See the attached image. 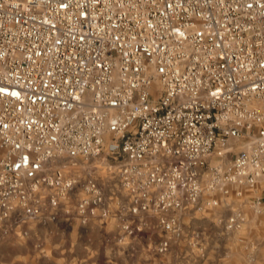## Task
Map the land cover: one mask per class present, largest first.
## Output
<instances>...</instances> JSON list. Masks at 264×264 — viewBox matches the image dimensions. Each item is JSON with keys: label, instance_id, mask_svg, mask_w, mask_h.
I'll use <instances>...</instances> for the list:
<instances>
[{"label": "built area", "instance_id": "1", "mask_svg": "<svg viewBox=\"0 0 264 264\" xmlns=\"http://www.w3.org/2000/svg\"><path fill=\"white\" fill-rule=\"evenodd\" d=\"M261 179L264 0H0V249L49 225L108 259L200 249L183 217Z\"/></svg>", "mask_w": 264, "mask_h": 264}, {"label": "rangeland", "instance_id": "2", "mask_svg": "<svg viewBox=\"0 0 264 264\" xmlns=\"http://www.w3.org/2000/svg\"><path fill=\"white\" fill-rule=\"evenodd\" d=\"M245 148V143L240 141L228 142L225 149H220L211 160L212 164L221 162L223 167L227 166L235 153ZM225 151L228 153L225 154ZM230 151V152H229ZM204 199H215L218 206L210 208L206 207L205 211L195 213V216H203L206 218L220 219V225L223 230V221L233 212L240 213L243 218V226L239 230L225 231L231 235H207L208 238L203 240L204 235H199L200 249L189 246L187 240H182L179 236L172 239L168 252L163 256L147 257V261L139 263V261H127L125 257H113L112 259L100 257L94 258V264H147L154 260L155 264H264V179L258 181L257 185L252 189H239V187L228 186L227 194L205 193ZM251 222V223H250ZM212 228V227H211ZM241 233V235H234ZM38 235H51L48 244H54L57 237L53 235H77L76 231L64 230L56 225L39 228ZM91 241L99 250L104 249L101 235H95V231H91ZM50 238V237H49ZM26 249H16L13 251H5L6 264H66L64 257L56 253L51 245L47 246V251L39 254L38 251L33 255H28L25 251H29V245L34 246V241L26 239ZM42 242V239H40ZM205 246H201V242ZM58 242V241H57ZM43 244V242H42ZM57 244V243H55ZM110 262V263H107Z\"/></svg>", "mask_w": 264, "mask_h": 264}, {"label": "crops", "instance_id": "3", "mask_svg": "<svg viewBox=\"0 0 264 264\" xmlns=\"http://www.w3.org/2000/svg\"><path fill=\"white\" fill-rule=\"evenodd\" d=\"M182 222L184 223L185 230L188 232V234L204 235V237H202L203 240L208 238L207 235H231L223 230L222 226L220 225V219L216 220L214 218H206L202 215L197 217L194 214L184 216ZM234 235H241V233H235ZM34 236L42 239L43 253L47 251V246L51 245L52 248H57L54 249V251L56 253L58 252L60 256L64 257L62 260H64L66 264H94V258L96 259L97 257H100L103 260L107 256V251L104 249L100 251L99 248L94 247L93 241H91L92 235H74L75 239H73V235H53L57 237L54 241L57 244H48L49 239H51V235H31L28 240H31V242L34 241ZM27 245V241H23L20 244L2 246L0 249L1 264L7 263V260L5 259V251L7 252L8 250L13 251L16 249H26L25 247H27ZM201 246H205L204 241L203 243L201 242ZM28 247H30V249L28 252L25 251L26 254L30 256L36 253L37 250L34 248V246H32V244ZM147 264L155 263L151 258V261H149Z\"/></svg>", "mask_w": 264, "mask_h": 264}, {"label": "bare ground", "instance_id": "4", "mask_svg": "<svg viewBox=\"0 0 264 264\" xmlns=\"http://www.w3.org/2000/svg\"><path fill=\"white\" fill-rule=\"evenodd\" d=\"M246 146V145H245ZM245 149V148H244Z\"/></svg>", "mask_w": 264, "mask_h": 264}]
</instances>
